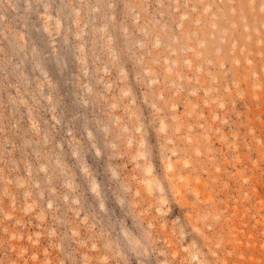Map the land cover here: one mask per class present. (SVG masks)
Masks as SVG:
<instances>
[{
    "label": "rangeland",
    "instance_id": "1",
    "mask_svg": "<svg viewBox=\"0 0 264 264\" xmlns=\"http://www.w3.org/2000/svg\"><path fill=\"white\" fill-rule=\"evenodd\" d=\"M0 264H264V0H0Z\"/></svg>",
    "mask_w": 264,
    "mask_h": 264
}]
</instances>
